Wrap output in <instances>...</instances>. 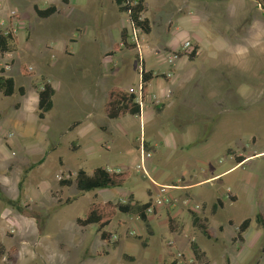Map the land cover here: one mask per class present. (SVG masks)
<instances>
[{
  "label": "rangeland",
  "instance_id": "rangeland-1",
  "mask_svg": "<svg viewBox=\"0 0 264 264\" xmlns=\"http://www.w3.org/2000/svg\"><path fill=\"white\" fill-rule=\"evenodd\" d=\"M68 1L67 6L61 0H0L1 20L7 21L10 11H15V37H20L16 52L0 57V68L8 62L6 75L26 91L24 97L17 92L12 97L0 93V195L20 207L9 208L0 200V251L4 253H0V264H12L7 261L12 249L17 260L13 264H169L174 259L179 264H264V230L252 221L246 243L239 244L233 242L237 228L226 224L228 219L238 225L243 218L253 220L264 212V154L221 181L212 180L210 186L221 189L222 182L247 174L256 184L251 196L239 194L233 207L207 215L215 241L191 227V214L185 210L182 220L173 221V231L179 232L175 235L167 231L168 221L155 229L136 215H117L105 228L112 235L109 244L102 242L96 225L81 229L75 221L84 217L94 201L92 193L81 194L74 186L62 189L55 179L59 172L66 175L78 168L87 174L99 166L132 170L123 187L96 190V199L125 204L131 193L143 204L155 196L153 181L161 174H166L163 181L182 178L193 183L231 164L226 149L232 152V162L236 156L249 158L264 152L263 0H145L149 35L140 31L134 35L128 17L117 11L113 0ZM33 5H56L57 13L41 19ZM5 29L0 26L1 31ZM123 29L139 47H121L108 56ZM186 41L198 45L196 58H181L168 66V56ZM141 61L145 71L159 76L172 71L175 77L170 84L175 81L177 91L171 88L162 93L155 82L149 86L158 105H163L160 112L150 105L141 118L109 120L95 104L86 105L94 85L99 87L96 101L103 102L104 92L112 86L138 95ZM21 67L28 76L21 74ZM51 79L56 91L53 110L38 120L36 95L30 93ZM159 79L158 85L164 87ZM89 112L91 121L109 129L121 126L125 136L131 137L116 150L73 151L69 145L78 132L70 128ZM140 138L144 158L149 157L148 165L145 161L148 177L132 166L139 159ZM127 153L129 160L124 161L120 155ZM41 159V165L33 166ZM60 188L61 196L56 192ZM196 192L184 206L201 215L205 207L200 203L212 204L215 192L209 186ZM192 241L205 254L201 263L191 255Z\"/></svg>",
  "mask_w": 264,
  "mask_h": 264
},
{
  "label": "trees",
  "instance_id": "trees-1",
  "mask_svg": "<svg viewBox=\"0 0 264 264\" xmlns=\"http://www.w3.org/2000/svg\"><path fill=\"white\" fill-rule=\"evenodd\" d=\"M64 5H69L68 0H61ZM114 4L117 6L119 13L125 14L128 17L129 28L131 31H140L144 35H149L151 32L150 21L144 17L146 13V3L145 0H113ZM262 8L264 9V0L262 1ZM34 13L37 17L41 19L50 18L57 13L56 5L47 6L44 9L33 8ZM126 29L121 30L120 32V42L113 44L112 51L108 53V56H111L114 52H119L121 47L123 49H133L135 44L129 41V35ZM17 38L11 34V31L5 32L0 30V57H3L5 54L13 53L15 47L17 46ZM194 52L188 57L190 61H193L196 58L195 52L198 51V45H195ZM144 62H141L140 65V89L139 92L143 99L148 95V85L156 78H161L165 81H168L166 75L154 74L152 71H145ZM172 73V71H170ZM21 74L23 76H28L27 70L25 67H21ZM18 93L20 96L25 95V89L23 87L16 88L15 82L12 78L5 76V70L0 68V93L4 97H12L15 93ZM37 119L43 120L48 113L51 112L53 108V100L55 91L50 84L47 82L43 83L41 89L37 92ZM137 95L125 91L119 86H112L109 88L107 97L103 105V113L110 120H122L127 116L140 117L141 110L139 103L137 102ZM18 108V106H15ZM163 105H156L155 108L158 112L161 111ZM78 125V122L73 123L70 130H73L75 126ZM226 155L232 156L230 149L226 150ZM244 157L236 156L234 161L236 164H241L244 161ZM43 163V159L39 160L33 166H39ZM130 171H115L106 168L97 167L87 174L84 170H77L75 176L72 179L61 180L59 186L63 188H69L74 186L78 192L81 194L90 193L96 190L104 189H114L121 188L125 183L130 179ZM21 186V182H20ZM0 200H2L7 207L12 209H20L17 205V201H11L4 199L0 195ZM231 201L232 198H230ZM65 203L68 205L71 203L69 198L66 199ZM151 201L146 203H139L134 200L133 196L127 198L125 204H120L117 202L108 201L101 203L96 199L91 203L89 209L86 211L84 217L76 218V224L80 226L81 229L87 228L92 225L97 226V232L99 238L102 242L108 243L111 239V234L105 230L116 218L117 215H136V217L143 223H146L148 227V216L145 211L149 208ZM222 208L221 202L216 201L215 205L212 207L211 215H214L217 209ZM191 214L192 226L194 229L205 237L207 240L212 241L216 240L213 234L210 232L208 226V219L206 217L198 216L194 212H189ZM156 213L154 212V215ZM25 217L31 218V213H25ZM252 221L264 230V213L255 214L252 219H244L238 225H234L233 222H229V226H235L237 232L233 238V242L242 244L244 242L243 234L247 232L251 226ZM173 221L171 218L168 219L169 231L174 232L172 226ZM222 232V228L219 229ZM142 246H147L146 242H143ZM202 249L192 241L190 243V252L193 256L194 262H200L204 258L205 254ZM1 255L4 254L3 250L0 251ZM16 251L12 249L7 255V261L16 263V258L12 256ZM169 264H179L178 260H172Z\"/></svg>",
  "mask_w": 264,
  "mask_h": 264
},
{
  "label": "crops",
  "instance_id": "crops-1",
  "mask_svg": "<svg viewBox=\"0 0 264 264\" xmlns=\"http://www.w3.org/2000/svg\"><path fill=\"white\" fill-rule=\"evenodd\" d=\"M34 7H36V6L33 5L32 8H34ZM38 9H44V8H38ZM3 12H4V8H2L0 6V20L2 19L1 15L3 14ZM7 19L9 20V15H8ZM8 20L5 21V22L7 23ZM195 37H196L195 39H197V40L199 39L196 34H195ZM16 38H17V41H18L17 42V46H18V44L20 42V37L16 36ZM197 42L199 43V45L201 44L199 40ZM17 46L15 48H17ZM15 52L16 51L14 49V52L12 54H14ZM177 66H179V65H177ZM101 75H102V73H100V78H101ZM5 76L9 77L8 75H6V71H5ZM172 76L174 77L173 72L171 73V75H166V77L168 78V81L163 80L165 82V86L164 87L163 86L161 87L160 84L158 85V83L161 81L159 78L154 79L152 82H155V84L160 88L162 93H166L167 90H170L171 88H172V90L177 88L175 86V83H176L175 81H174V83L172 85L170 84L175 79V77L173 78ZM101 79H100V81H101ZM176 80H177V77H176ZM152 82H150L149 85H148V94H150L149 86H150V84ZM49 84L52 86V88L55 91V87L53 85L52 79H51V82ZM95 87H97L98 89L95 88ZM16 88H18V87H16ZM108 90H109V88H107L106 91L104 92V95H105L104 98L105 99L107 97ZM177 90L178 89H176L175 91H177ZM94 91L95 92L93 93V95L89 99L86 100V105H89V106L93 107V104H95L94 108L98 109L99 111H101V109H102V112H103V105H104L105 99L103 98L104 99L103 102H102V100L96 101L97 96H99L98 95L99 94L98 85L97 86L94 85ZM55 93H56V91H55ZM154 93L155 92H151V94H154ZM30 94L36 95L35 96V103H36V106H37V97H38L37 88L35 87V90L32 91ZM30 94L28 95L29 97H30ZM25 95H26V91H25ZM24 96H20V97H24ZM27 99H28V97H27ZM52 100H53V98H52ZM52 110H53V108H52ZM52 110H51V112H52ZM50 113H48V114H50ZM91 114H92V112H89L81 120L75 121V122H78V125L75 126L73 128V130L78 132V133H76L77 140L73 141L69 145L73 151L77 150L78 148H85L86 150H88L89 154H93V153H96V152L103 153L104 151L116 150V149H119V147H120L119 143L120 142H122L124 139L126 141H128V138L131 137V136H125V131H124L123 127H121V126L120 127L116 126L113 129L112 128L109 129L107 127L101 126L99 124V121H93V119L91 121V117H92ZM132 117H135V116H132ZM0 118H1V116H0ZM205 128H206V125H205ZM97 130H98V133H97ZM102 133L103 134L104 133H108L109 135H103ZM203 140H205V142L204 141L203 142L206 143L207 142L206 140H209V138L208 139H203ZM80 142H81V144H79ZM191 144H193V142H190V144H188V146L189 145L191 146ZM137 153L139 154V151ZM261 154H264V152H260V153L254 152L253 156H251L249 158L245 157L244 161L241 164H236L235 161H234V158H233V162H232V159H231L232 156H228L232 165L230 164L223 171H217L214 174V176L207 177L206 179H203L202 181H196V182H193V183L192 182L188 183V182L184 181L182 178L177 180V182H173L170 179H168L166 181H163L166 174L159 175L158 177H156L157 178L156 181H153V184L155 185V187H157V186H173V188L171 190H169L168 196L173 198L174 200H176L178 198L176 200L177 207L175 209L167 208V209H164V210L163 209L159 210L158 212H156V215H155L156 217L148 216V224L151 227L156 229V228H160L161 226L163 227L164 222H167L169 218H171L172 221L176 220V222H178V220L179 221L182 220L181 216H182L183 212H185V210L190 212L191 208H188L187 205L184 206L182 203H180L178 205V202H181V200L182 201H186V199L192 198L197 193L196 191L198 189H201V187H203V186H209L210 188H213L214 192H215L214 202L212 204H208L207 202H204V201H202L200 203V207L203 206L205 208L200 213L201 215H198V216H202V217H206V218H207V215H209V217H212V216L216 215V213H218V210L223 211L226 207H228V208L233 207V205H235V204H237L239 202V199H238V195L239 194H247L248 196H251V192H252V194L254 193L256 184H255V182H253V183L251 182V176H247V174H244V176L240 177V178L228 179L226 182H222V184L220 186V187H222L221 189L220 188H214V187L210 186V184H212V182H213L212 180L221 181L223 179V177H226L228 175L230 176L235 171H237L239 169H242L245 166V164L247 162L249 163L250 160L253 157H257V156H259ZM128 155H129V153H127L126 155L122 154V155H120V157L124 161H126V160H129V158H128L129 156ZM148 158L149 157H146V159H145L146 165L149 164V159ZM132 159H133V157L131 156V160ZM58 160H59L60 164H62L60 159H58ZM138 161H139V159H138ZM138 161L135 163V166H134V163L132 164L133 169H136V164H138ZM144 167H145V162H144ZM95 168H97V167L91 168L90 171H92ZM100 168H104V167H100ZM79 169H81V168H78L77 170H79ZM106 169H111V170H115V171H130L132 173V170H123L122 168L118 169V168H113V167H107ZM81 170H83V169H81ZM145 171H146V168H145ZM146 174H147V177H148L149 173L147 171H146ZM131 176H132V174H131ZM181 180H183L182 184H181ZM151 182H152V180H151ZM167 183H169V184H167ZM251 183L253 185L252 191H251ZM223 185H225V188L223 187ZM156 191H157V188H156ZM56 192L58 194H60V196H61V188L59 190H57ZM150 192L147 191V194L150 193ZM91 193H92L93 200H95L97 198V194H95L94 191L91 192ZM128 194L131 195V193H128ZM60 196L58 197V195H57V197H55V198L59 199V200H62V198ZM230 198H232L233 201H231ZM96 200L99 201L98 199H96ZM218 200L221 202L222 208L217 209L216 213L214 215H211L210 213H211L212 207L215 205L216 201H218ZM108 201H112V200L108 199ZM108 201L106 200V201L101 202V203H105V202H108ZM246 207L249 208V206H246ZM259 213H264V212H259ZM244 219H249V216L247 218L246 217L243 218V220ZM229 222H233L234 225H236V223L233 220H228L227 219L226 220V224H227L228 227H231V226H229ZM190 225L193 228L192 221H190ZM166 226H168V225H166ZM220 228L223 229V227H220ZM167 229H169V227ZM167 231H169V230H167ZM170 233L172 235H175V234H177L179 232L176 231V232H173V233L170 232ZM248 233H249V230L243 234V238H244L243 244L246 243V236H247Z\"/></svg>",
  "mask_w": 264,
  "mask_h": 264
},
{
  "label": "built area",
  "instance_id": "built-area-1",
  "mask_svg": "<svg viewBox=\"0 0 264 264\" xmlns=\"http://www.w3.org/2000/svg\"><path fill=\"white\" fill-rule=\"evenodd\" d=\"M16 17H17L16 12L11 10L9 13V20L7 23L4 20H2V21L0 20V26L6 27V29L4 31L5 32L11 31V34L13 36H15V34L17 33L16 32V26H15ZM131 32L135 35L137 31H131ZM132 43L135 44V42H132ZM135 47L137 48V47H139V45L136 46V44H135ZM194 47H195L194 43H192L191 41H186L182 46H180V49L178 51H175L168 56V58H167L168 64L167 65L171 66L172 64H174L176 61L180 60L181 58L188 59V57L194 52V50H195ZM9 55H10L9 53L5 54V57H8ZM195 55L196 56L198 55V51L195 52ZM3 69L4 70L9 69V63L8 62H4ZM47 83L49 84V82H47ZM40 89H41V87H40ZM139 89H140V86H139ZM137 97H138L137 102L139 103L140 110H141V115L138 118L142 117V115L145 113L146 109L150 105H158L159 100L155 94H148L145 97V99H143L140 92L138 91ZM138 141H139V145H140V147H139L140 156H139L138 164H136V169H137V171H143L146 173L145 167H144V162H145L144 156L145 155L143 152L144 141L142 138H140ZM74 176H75V173H67L66 175H64L62 172H59L58 174H55V179L58 182H60L61 180L72 179ZM172 188H173V186H157V193L151 199V204H150L149 208L145 211V213L147 215H152V214H154V212L156 213L162 209L163 210L167 209V208L175 209L177 207L176 200H174L173 198L168 196V192ZM182 204L185 205L186 201H182ZM129 235H133V233L130 232Z\"/></svg>",
  "mask_w": 264,
  "mask_h": 264
}]
</instances>
